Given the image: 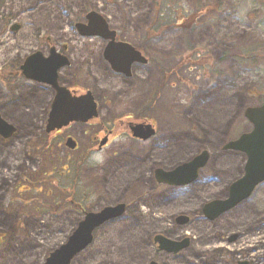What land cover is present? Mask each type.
Here are the masks:
<instances>
[{"label": "rangeland", "instance_id": "374dc122", "mask_svg": "<svg viewBox=\"0 0 264 264\" xmlns=\"http://www.w3.org/2000/svg\"><path fill=\"white\" fill-rule=\"evenodd\" d=\"M216 1L0 0V49L3 51L10 49L8 44L14 35L10 27L13 29L14 26L21 27L30 41L39 34L50 38L99 37L81 34L76 27L77 24H85L87 14L95 11L110 29L116 31L119 39L144 50L152 58L134 77L121 78L95 69L94 78H91L93 93L106 120L134 113L140 118L154 120L158 137L161 139L163 136L164 139L162 146L148 151L139 160H133L127 156L128 152H122L124 160L114 163L126 164L129 168L127 173H119V178L111 183L120 187L111 193V200L112 197L132 200L138 192V180L149 178L147 170L156 164L175 166L197 152L209 154L206 166L200 171L201 179L207 182V200L223 196L227 185L241 175L245 157L234 152L224 155L220 151L226 142L251 130V123L243 116L245 108L264 104V0H222L221 5L215 7ZM209 6L213 9L209 14L205 15L204 11L193 23L189 22L191 14L202 13V9ZM161 11L164 14L170 12L168 15L172 14L169 17L174 22L166 20L160 28L157 15ZM173 13L181 19L175 21ZM182 19L187 21L183 23ZM152 27L153 31H148ZM250 43L260 46V60L239 61L237 57L245 56L241 48ZM189 48L197 54L194 58L198 72L189 70V61L193 58V53L188 56ZM3 58L2 54L1 62ZM8 64L6 59L4 70H8ZM208 70L214 74L207 77L204 72ZM221 71L224 75L215 74ZM22 84L18 81L14 88L0 82V117L16 128L12 137L0 136V228L9 227L15 213L34 210L35 205L18 204L13 200L16 189L26 187V179L29 178L31 186L41 191L32 189L34 193L31 196L42 199L43 203L36 206H44L48 213L61 214L64 221L62 240L65 241L70 230L82 218V211L73 212L70 210L72 206L65 204L61 213V210H56L55 202L45 198L44 191L49 184L45 183L44 174L51 165H55V159L64 161L65 157L60 153L50 155L49 151H41V127L48 109L31 102L29 96L37 89L36 86L27 83L28 88ZM250 89L255 94L248 95ZM117 141L126 144L124 149L136 152V144L129 148L126 135L120 134L114 139ZM107 155L103 150L91 156L88 164L105 165L108 163ZM97 178L99 176L91 182V176H88L83 181V191L93 193L96 198L92 201L94 203L90 201L82 206L83 209L91 211L117 204L97 201L99 191H102V187L96 186L99 185ZM51 188L57 190L55 186ZM52 193L54 196L56 191L52 190ZM194 193V189L187 193V201L177 202L176 209L187 205L191 212L198 211L201 201L199 194L194 197ZM241 204L243 208L238 216L224 221L223 234L239 233L238 244L230 247L232 252L238 249L239 258L264 264V182ZM124 212L127 215L135 213L136 205H127ZM210 225L208 223L206 228L207 250L212 258H216L218 242L214 241V235L220 228ZM121 226L112 227L110 235L112 264L134 260L138 243L147 233L136 227L135 219ZM56 228L55 224L51 229L55 232ZM245 251L248 255L243 253ZM195 260L200 262L199 256ZM77 264H91V245Z\"/></svg>", "mask_w": 264, "mask_h": 264}, {"label": "flooded vegetation", "instance_id": "af4514ba", "mask_svg": "<svg viewBox=\"0 0 264 264\" xmlns=\"http://www.w3.org/2000/svg\"><path fill=\"white\" fill-rule=\"evenodd\" d=\"M10 28L14 33L11 42L8 44L10 49L8 48L6 51L0 49V56L4 55L2 62L0 61V82L16 88L18 81H20L23 83L22 87L27 86L29 88L27 83H30L37 89L39 88V90L35 89L34 92L31 91L33 93L29 97L31 102L48 109L44 113L45 117L41 127L43 148L40 149L42 152L49 151L50 155L51 153H60L65 157L64 161L55 159V165H51L49 171L44 174L45 183L49 184L46 185L47 189L44 191L45 198L55 202L57 211L61 210L62 213L63 205L67 204L72 206L70 210L73 212L82 211L80 216L83 217V213L90 210L83 209L82 206L90 201L92 204L94 203L92 201L96 199L93 193L83 191V181L85 177L91 176V182H94L95 178L99 176L97 178L99 185L96 186L102 187V191H99L98 202L112 201V204H124L125 211L127 205H136L135 213L127 215L124 212L95 228L91 234L89 245L75 254L67 264L80 262V256L87 251L90 245L91 264H112L110 240L112 227H122L121 225H126L131 219H135L136 227L142 231H147V233L141 237L142 239L138 243L135 259L123 264H254L252 260L239 258L238 249H235V252L230 249L233 245L238 244L239 233L233 231L230 234L229 232L223 234L224 221L238 216V212L242 210V204H244L241 202L250 197L234 203L230 208L210 219V214L202 211L203 204L209 199L206 198L207 188L205 187L207 182L201 179L200 172L193 181L175 186L164 182V178L160 180L162 175L157 173L158 169H170L173 165L166 167L156 164L146 171L150 173L148 179L141 177L138 180V192L132 200L126 201L123 197H112L111 200V193L120 188L117 185L112 186L111 183L114 182V179L119 178V173H127L129 168L126 164L116 165L114 163L124 160L122 152H128V157L139 160L148 151L162 146L164 139L163 136L161 139L158 137V128L154 120L140 118L134 113H127L121 118L106 120L93 93L91 78H94L95 69L106 71V73L121 78L134 77V74L141 70V66H146L152 60L144 53V50L134 47L146 57V61H134L131 63L129 73H122L113 70L105 57V49L110 39L78 36L50 38L44 34H39L32 37L34 40L30 41V37L24 36L21 27ZM16 29L17 31H15ZM115 41L125 42L117 36ZM59 55L65 58V60L62 59L65 63L56 70L57 85L66 89L69 95L74 98L92 93L97 102L98 116L88 117L85 120L68 121L66 124L48 131L49 109L53 97L56 95V89L47 82H37L27 78L25 72L31 74L32 69L39 66L42 74H48L47 68L41 67L43 65L51 67L56 64L60 60ZM28 58H32V60L25 65ZM6 59L10 63L7 67L8 70H4L6 69ZM39 59L50 60L40 63L36 61ZM61 97L63 99V96ZM146 125H150L152 130L155 129L154 134L147 139L135 137L136 128L139 126L142 131H147ZM15 131L16 128H13L8 137H4L3 133L0 132V136L10 138ZM120 134L128 137L129 148L133 143L136 144V152H132L128 148L124 149L126 144L121 141L114 142V139ZM167 147L170 146L167 145ZM103 150L109 156L107 164L101 166L88 164L91 156ZM220 152L225 155L234 151L222 149ZM26 181L28 182L26 187L21 186L16 189V196L13 200L18 204L35 205V208L32 212L15 213L11 218V225L7 228H0V264H52V262L62 264V254L52 259L53 253L63 243L64 221L60 217L61 214L58 212L48 213L44 206H36V204L43 205L42 199L31 196L34 193L32 192L34 187L30 184L32 180L27 178ZM52 186H55L57 190L51 188ZM34 189L35 192H41L36 188ZM193 189L195 190L194 197L198 193V199L201 201L198 211L191 212L187 205H180V209L177 210L176 205H179L177 202L180 200L187 201L189 197L187 193L190 194ZM52 190L56 191L54 196H52ZM226 193L216 198H222ZM102 195H106V197ZM97 210L99 208L91 209V211ZM208 223L212 227L220 228L218 234L214 235V241L219 243V245L217 243L216 258H212L213 255H209L207 250L206 228ZM55 224L60 229L56 228L54 232L51 228ZM243 253L248 255V251ZM197 256H199L200 262L195 260ZM209 259L212 260L209 261Z\"/></svg>", "mask_w": 264, "mask_h": 264}, {"label": "water", "instance_id": "95a60500", "mask_svg": "<svg viewBox=\"0 0 264 264\" xmlns=\"http://www.w3.org/2000/svg\"><path fill=\"white\" fill-rule=\"evenodd\" d=\"M86 17L87 24H77V26L81 29L82 34L102 36L110 39L105 56L114 70L129 73L132 62L138 60L146 61V58L128 43L115 42V32L109 30L106 21L98 13L91 11ZM59 58L60 60L51 67L45 65L41 67H46L48 74H42L39 66L33 68L31 74L25 72L27 78L47 82L57 88V95L49 111L47 130L58 128L69 119H86L89 115L91 117L97 116L96 103L92 95L87 94L74 98L66 95L64 88L57 87L56 70L65 63H63V60H65L63 56L59 55ZM31 60L32 58H28L25 65ZM46 60L39 59L36 61L41 63ZM46 74L47 79L45 77ZM61 96H63V99ZM244 116L252 124V130L241 134L238 139L230 141L224 146V149H231L245 154L246 161L243 175L231 183L228 189L229 195L225 200H214L205 206L204 211L211 214V219L218 213L230 208L234 203L248 197L256 185L264 181V104L245 108ZM146 129L147 131H142L141 127L138 126L134 135L146 139L154 133L150 125H146ZM12 131V126L0 117V132L7 137ZM208 158L209 154L203 151L191 160L177 165L171 171L164 172L160 170V172H164L163 181L175 185L193 181L199 169L207 163ZM123 209V205L107 206L97 213L87 214L85 219L79 223L75 232L56 253H53L52 259L62 254V264H67L71 257L81 251L91 241V232L95 227L122 213ZM52 264L54 263L52 262Z\"/></svg>", "mask_w": 264, "mask_h": 264}, {"label": "trees", "instance_id": "16d2710c", "mask_svg": "<svg viewBox=\"0 0 264 264\" xmlns=\"http://www.w3.org/2000/svg\"><path fill=\"white\" fill-rule=\"evenodd\" d=\"M221 2H222V0H217L216 1V4L214 5L215 7H219L220 5H221ZM210 8H212V7H207V9L205 10V8L204 9H202V13H200V12H198L197 14H191L190 15V17H189V22L190 23H193L196 19H197V17H200L201 15H203V13H204V11H205V15H207V14H209L210 12L209 11H211V10H213V9H210ZM166 12V11H165ZM168 13H170V12H168ZM168 13H166V14H164V12L163 11H161L157 16H158V19H157V22H158V26L161 28V27H163L164 25H163V22H165L166 20H169V19H171L172 20V17H169V16H172V14H170V15H168ZM173 16H175L174 17V20L175 21H178L179 19H181L180 17H178V15L175 13H173ZM173 21V20H172ZM171 21V22H172ZM187 21V19L186 20H184V19H182V22L183 23H185ZM174 22V21H173ZM148 31H153V27L151 28V29H149ZM260 46H258V45H256V44H254V43H250L248 46H246L245 48H241L242 49V52L243 53H245L244 55V57H237V59L239 60V61H247V60H249L248 62H250V61H253V60H257V59H259L260 58ZM189 50H190V52H189V55L188 56H190L192 53V57L193 58H190V61L189 62H191V64H189L188 65V67H189V70H196L197 72H198V63H197V61L195 60V58L194 57H196L197 56V54H196V52L194 53V52H192V50H191V48H189ZM243 58V59H242ZM260 60V59H259ZM202 62H200V64H201ZM206 66V64H204L203 65V67H205ZM202 67V68H203ZM207 67H208V65H207ZM209 68V67H208ZM162 71V70H161ZM201 72V70L199 71V73ZM204 74L207 76V77H209L211 74H214V73H211L209 70L208 71H205L204 72ZM216 75H224V73H223V71H221L220 73H215ZM249 91V93H248V95L249 94H251V95H253V94H255V92L253 91V89L251 90H248ZM251 92V93H250ZM250 95V96H251ZM258 94H256L255 96H257Z\"/></svg>", "mask_w": 264, "mask_h": 264}, {"label": "bare ground", "instance_id": "6f19581e", "mask_svg": "<svg viewBox=\"0 0 264 264\" xmlns=\"http://www.w3.org/2000/svg\"><path fill=\"white\" fill-rule=\"evenodd\" d=\"M229 185V184H228ZM228 185H227V187H228Z\"/></svg>", "mask_w": 264, "mask_h": 264}]
</instances>
